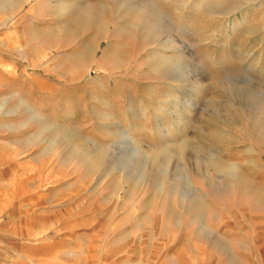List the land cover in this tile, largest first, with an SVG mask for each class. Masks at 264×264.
<instances>
[{"label": "rangeland", "instance_id": "rangeland-1", "mask_svg": "<svg viewBox=\"0 0 264 264\" xmlns=\"http://www.w3.org/2000/svg\"><path fill=\"white\" fill-rule=\"evenodd\" d=\"M0 264H264V0H0Z\"/></svg>", "mask_w": 264, "mask_h": 264}]
</instances>
